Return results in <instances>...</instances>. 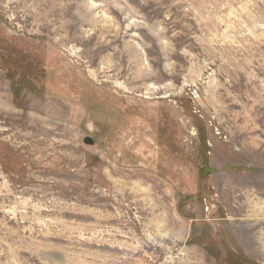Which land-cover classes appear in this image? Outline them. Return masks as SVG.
<instances>
[{"label":"rangeland","instance_id":"374dc122","mask_svg":"<svg viewBox=\"0 0 264 264\" xmlns=\"http://www.w3.org/2000/svg\"><path fill=\"white\" fill-rule=\"evenodd\" d=\"M0 264H264V0H0Z\"/></svg>","mask_w":264,"mask_h":264},{"label":"water","instance_id":"95a60500","mask_svg":"<svg viewBox=\"0 0 264 264\" xmlns=\"http://www.w3.org/2000/svg\"><path fill=\"white\" fill-rule=\"evenodd\" d=\"M86 143L87 144H92V140L89 139V140L86 141Z\"/></svg>","mask_w":264,"mask_h":264}]
</instances>
